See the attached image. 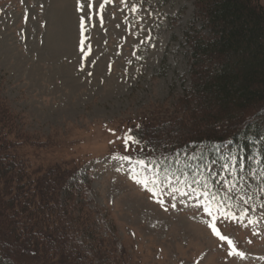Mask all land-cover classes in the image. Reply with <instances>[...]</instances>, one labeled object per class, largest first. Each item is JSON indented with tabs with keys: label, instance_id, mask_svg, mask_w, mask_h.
Returning <instances> with one entry per match:
<instances>
[{
	"label": "rangeland",
	"instance_id": "374dc122",
	"mask_svg": "<svg viewBox=\"0 0 264 264\" xmlns=\"http://www.w3.org/2000/svg\"><path fill=\"white\" fill-rule=\"evenodd\" d=\"M197 2L0 0V98L33 142L22 153L87 174L94 223L119 264H264L259 147L226 143L216 161L177 173L133 160L123 142L130 128L184 113Z\"/></svg>",
	"mask_w": 264,
	"mask_h": 264
},
{
	"label": "trees",
	"instance_id": "16d2710c",
	"mask_svg": "<svg viewBox=\"0 0 264 264\" xmlns=\"http://www.w3.org/2000/svg\"><path fill=\"white\" fill-rule=\"evenodd\" d=\"M184 39L190 51L184 113L130 128L128 136L139 141L130 140V156L182 173L216 161L226 143L264 153L259 0H198ZM14 121L0 98V264H119L108 256L103 227L94 223L87 174L66 164H31L22 148L33 142ZM219 194L229 206L236 203ZM253 198L264 203V180L255 182Z\"/></svg>",
	"mask_w": 264,
	"mask_h": 264
},
{
	"label": "snow or ice",
	"instance_id": "6c2138e0",
	"mask_svg": "<svg viewBox=\"0 0 264 264\" xmlns=\"http://www.w3.org/2000/svg\"><path fill=\"white\" fill-rule=\"evenodd\" d=\"M89 7H91V5H89ZM101 7H103V5H101ZM132 10H133V11L136 10V9H135V6H133ZM82 28H83V22H82ZM130 140H131L133 143H139L138 140H136L134 137H131V136H126V137L124 138V141H123V142H124V144L127 146ZM121 158H122V159H127V157H121ZM139 163L142 164L143 161H139ZM134 179H135V177H134ZM137 182H138V183H142V184H144L145 187L147 186V181H139V180H138ZM203 195L207 196L208 193L205 192V193H203ZM245 202H247V201H245ZM205 211L209 212V215L212 214V213H211V210H210V206L206 207V208H205ZM250 223H252V221H250ZM212 228H213V232L219 237L220 240H222V241H226L227 244H228L229 246H232L233 242H232L227 236L221 235L220 232L217 231V229L215 228L214 225L212 226ZM230 254L239 255L241 258H243V256H244V253H242V252H236V250H235L234 247L232 248V252H231Z\"/></svg>",
	"mask_w": 264,
	"mask_h": 264
}]
</instances>
